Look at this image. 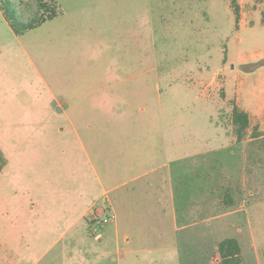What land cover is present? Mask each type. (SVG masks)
Listing matches in <instances>:
<instances>
[{
    "label": "rangeland",
    "instance_id": "374dc122",
    "mask_svg": "<svg viewBox=\"0 0 264 264\" xmlns=\"http://www.w3.org/2000/svg\"><path fill=\"white\" fill-rule=\"evenodd\" d=\"M7 1L17 24L37 7ZM56 1L22 36L0 8V264H117L114 239L92 249L94 215L116 220L107 197L73 222L98 178L153 167L128 187L147 205L144 184L169 172L177 219L137 228L147 249L122 264H221L233 237L242 264H264V0H238V25L231 0ZM235 104L250 116L241 142ZM79 230L91 238L75 245Z\"/></svg>",
    "mask_w": 264,
    "mask_h": 264
},
{
    "label": "crops",
    "instance_id": "0c3cea01",
    "mask_svg": "<svg viewBox=\"0 0 264 264\" xmlns=\"http://www.w3.org/2000/svg\"><path fill=\"white\" fill-rule=\"evenodd\" d=\"M169 167V165L164 164L163 169L168 170ZM158 171L159 168L153 167L152 169H148L137 176L131 177L130 181H125L121 184H115L112 186H106L105 181L101 178L97 179L100 191H98V194L94 195V198H88L86 200L85 206L78 211V214H76L77 220L73 222V224H75L82 218L87 217V213H89V211L91 212L92 205L96 200H101L107 197L113 204L114 210L112 212L115 213L116 220L113 221L112 227L106 228V224L99 225L102 227V231L97 235H94V241L98 244L92 245V249L95 250L94 253L100 254L101 249H99V245L114 239L115 245H121L125 250V252L123 251L121 253L120 258L116 257L117 264H122L123 260H126L129 256L135 258L137 257L136 260L138 263L139 256L147 248H145V246L141 247L142 243L140 240L136 241V229L139 228L140 230L142 228L143 231L144 229L147 231L151 225H157L159 228H162L163 225L164 227L162 229H165L167 225V228H169L171 224L173 225L175 223V220L177 219L174 198L175 190L174 182L172 181L173 179L171 178L169 172H167V174L163 173L162 177L159 179H153L151 181L152 183L149 182L144 184V186L150 190L147 205L145 201L138 203V199L135 198V194L138 191L136 185L128 187L131 182L141 179L144 180L149 176V174ZM124 186L127 187V190H123ZM89 218L90 220H93L92 214ZM149 218L151 219L150 222H148ZM152 218H154L156 222H153ZM110 223H112V221ZM77 234L83 236V239H78L75 236V245L83 243L84 238L85 241L91 238V236H87L82 230H79L76 235ZM168 248L170 247L168 246ZM156 249L164 251L167 248L161 246ZM111 257L112 255L108 257L109 260L106 262L107 264H111Z\"/></svg>",
    "mask_w": 264,
    "mask_h": 264
},
{
    "label": "trees",
    "instance_id": "16d2710c",
    "mask_svg": "<svg viewBox=\"0 0 264 264\" xmlns=\"http://www.w3.org/2000/svg\"><path fill=\"white\" fill-rule=\"evenodd\" d=\"M1 2H3V4L0 5V8L3 12L4 18L9 22L15 33L20 36L29 31L35 30L46 21L54 19L61 12L56 0H37V7L29 20L21 21L20 24H17L12 19V16L7 9L8 1L5 0ZM231 6L234 10L238 25V22L240 21V3L238 0H231ZM18 14L21 18L23 17L20 13ZM232 124L236 140L237 142H241L250 125V116L247 111L241 109L237 104L234 105L232 112ZM4 165L5 159L0 154V173L2 172ZM218 252L221 264H242V248L237 238H226L220 241L218 244Z\"/></svg>",
    "mask_w": 264,
    "mask_h": 264
},
{
    "label": "built area",
    "instance_id": "2783aa9c",
    "mask_svg": "<svg viewBox=\"0 0 264 264\" xmlns=\"http://www.w3.org/2000/svg\"><path fill=\"white\" fill-rule=\"evenodd\" d=\"M110 212H106L104 213L103 212H99L98 215H94V218L100 222V224H107V223H110L112 220H113V216L109 214ZM102 218V219H101Z\"/></svg>",
    "mask_w": 264,
    "mask_h": 264
}]
</instances>
